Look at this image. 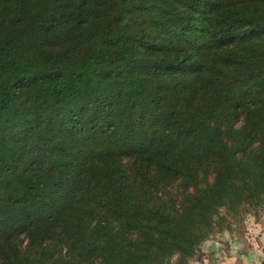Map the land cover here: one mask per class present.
I'll return each mask as SVG.
<instances>
[{
  "label": "trees",
  "instance_id": "trees-1",
  "mask_svg": "<svg viewBox=\"0 0 264 264\" xmlns=\"http://www.w3.org/2000/svg\"><path fill=\"white\" fill-rule=\"evenodd\" d=\"M263 202L264 0H0V264H187Z\"/></svg>",
  "mask_w": 264,
  "mask_h": 264
},
{
  "label": "rangeland",
  "instance_id": "rangeland-1",
  "mask_svg": "<svg viewBox=\"0 0 264 264\" xmlns=\"http://www.w3.org/2000/svg\"><path fill=\"white\" fill-rule=\"evenodd\" d=\"M229 218V217H228ZM232 224L214 232L202 245L200 256L191 257L187 264H221L226 256L264 254L260 228L264 225V202L242 213ZM173 256L168 264H176Z\"/></svg>",
  "mask_w": 264,
  "mask_h": 264
},
{
  "label": "crops",
  "instance_id": "crops-1",
  "mask_svg": "<svg viewBox=\"0 0 264 264\" xmlns=\"http://www.w3.org/2000/svg\"><path fill=\"white\" fill-rule=\"evenodd\" d=\"M260 240L264 243V225L260 228ZM264 251V246H262ZM221 264H264V254H248V255H233L226 256V259L220 262Z\"/></svg>",
  "mask_w": 264,
  "mask_h": 264
}]
</instances>
